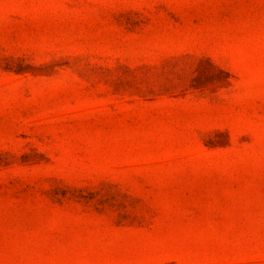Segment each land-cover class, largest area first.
<instances>
[{"label":"rangeland","instance_id":"rangeland-1","mask_svg":"<svg viewBox=\"0 0 264 264\" xmlns=\"http://www.w3.org/2000/svg\"><path fill=\"white\" fill-rule=\"evenodd\" d=\"M0 264H264V0H0Z\"/></svg>","mask_w":264,"mask_h":264}]
</instances>
